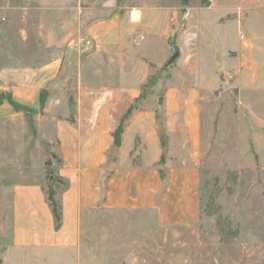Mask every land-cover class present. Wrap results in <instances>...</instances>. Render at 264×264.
I'll use <instances>...</instances> for the list:
<instances>
[{
  "label": "rangeland",
  "instance_id": "rangeland-1",
  "mask_svg": "<svg viewBox=\"0 0 264 264\" xmlns=\"http://www.w3.org/2000/svg\"><path fill=\"white\" fill-rule=\"evenodd\" d=\"M222 2L227 15L212 22L210 0H0V264H264V75L208 66L225 54L234 61L240 43L258 39L264 47V0L261 7L253 0ZM104 5L165 8L172 25L162 37L164 51L160 38L131 27L122 63L111 64L107 28L94 30L82 16L83 8ZM146 42L158 62L135 59L133 75L134 53ZM176 44L184 56L162 67ZM117 88L134 90L127 119L135 112L158 124L162 145L164 123L194 97L198 220L160 228L154 211L98 209L81 214L73 249L12 248L10 184L28 171L38 180L42 165L48 184L64 127L121 120L127 110L119 118L121 106L111 103ZM9 98L27 112L15 111ZM113 156L111 149L108 160Z\"/></svg>",
  "mask_w": 264,
  "mask_h": 264
},
{
  "label": "crops",
  "instance_id": "crops-1",
  "mask_svg": "<svg viewBox=\"0 0 264 264\" xmlns=\"http://www.w3.org/2000/svg\"><path fill=\"white\" fill-rule=\"evenodd\" d=\"M262 2L253 0L257 7H261ZM210 3L212 22L227 15L220 12L225 4L222 0H210ZM113 9L110 5H104L83 8L82 12L83 19H87L85 25L90 22L94 30L107 28L111 64L120 66L121 51L128 46L126 33L131 27L143 29L148 37L160 38L164 51L165 40L162 37L165 38L172 25L165 8ZM172 14L175 15L174 12ZM79 22L81 24V19ZM248 30L253 33V29ZM122 31L125 34L124 42L121 39ZM183 44L187 45L186 42ZM173 46L178 49L175 62L184 56V50L177 44ZM237 49L238 56L234 61L225 54L219 62L210 61L208 66L212 69L215 65H220L222 69L235 68L237 75H264V47L258 39L240 43ZM136 51L134 54L139 57L134 56L132 61L133 75H137L135 59L141 62L143 58L153 65L155 61L158 62L148 42L137 46ZM168 59L162 63V67ZM148 74L147 69L145 75ZM135 96L136 93L130 88L113 90L111 103L121 106L119 118L130 107ZM119 124L120 119L77 120L75 127L61 130L59 159L53 173L60 185V188L54 186V199L59 204L58 220L52 215L47 201V169L42 165L38 180L30 178L31 171L18 173V180L9 186L8 239L12 248L36 252L73 249L79 241L81 214L98 209L154 211L160 228L198 220L200 173L196 161L200 125L194 97L177 118L164 123L165 145H162L160 126H151L149 121L133 112L123 123L119 147H114L113 133ZM111 149L114 156L108 160ZM147 150H151L149 157L145 155ZM162 156L164 163L160 164Z\"/></svg>",
  "mask_w": 264,
  "mask_h": 264
},
{
  "label": "trees",
  "instance_id": "trees-1",
  "mask_svg": "<svg viewBox=\"0 0 264 264\" xmlns=\"http://www.w3.org/2000/svg\"><path fill=\"white\" fill-rule=\"evenodd\" d=\"M8 104L15 110V111H22V112H27V108L25 106H21L16 104L14 101H12L10 98L8 99ZM131 107H129L127 109V112L125 113V115L122 117V119L120 120V124L117 127V129L114 131L113 133V143H114V147H119L120 145V134L122 133V127H123V123L125 122V120L127 119V116L129 115V113L131 112ZM164 163V158L163 156L160 159V164ZM46 166H48V162L45 163ZM162 175V172H160ZM47 178L49 179L48 181V185H47V190H46V195H47V201L49 203L52 215L54 216V218L56 220L59 219V204L56 202V200L54 199V185L59 182V180L57 179V177H54L52 174L51 175H47Z\"/></svg>",
  "mask_w": 264,
  "mask_h": 264
},
{
  "label": "water",
  "instance_id": "water-1",
  "mask_svg": "<svg viewBox=\"0 0 264 264\" xmlns=\"http://www.w3.org/2000/svg\"><path fill=\"white\" fill-rule=\"evenodd\" d=\"M178 56V49L176 46L171 47V57L168 59L165 65H170L174 62L175 58Z\"/></svg>",
  "mask_w": 264,
  "mask_h": 264
},
{
  "label": "bare ground",
  "instance_id": "bare-ground-1",
  "mask_svg": "<svg viewBox=\"0 0 264 264\" xmlns=\"http://www.w3.org/2000/svg\"><path fill=\"white\" fill-rule=\"evenodd\" d=\"M132 17L135 18L136 17L135 14L132 13Z\"/></svg>",
  "mask_w": 264,
  "mask_h": 264
}]
</instances>
